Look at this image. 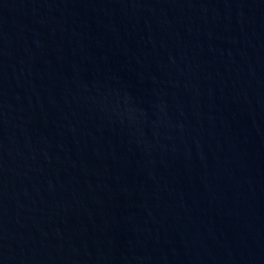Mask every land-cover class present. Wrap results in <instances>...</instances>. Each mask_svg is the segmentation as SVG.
Here are the masks:
<instances>
[{
  "label": "water",
  "instance_id": "water-1",
  "mask_svg": "<svg viewBox=\"0 0 264 264\" xmlns=\"http://www.w3.org/2000/svg\"><path fill=\"white\" fill-rule=\"evenodd\" d=\"M0 264H264V0H0Z\"/></svg>",
  "mask_w": 264,
  "mask_h": 264
}]
</instances>
